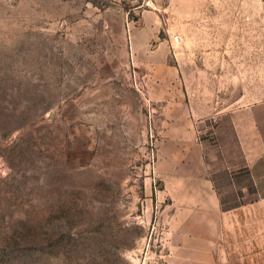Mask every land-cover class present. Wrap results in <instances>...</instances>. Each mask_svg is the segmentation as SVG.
Instances as JSON below:
<instances>
[{"label":"rangeland","instance_id":"374dc122","mask_svg":"<svg viewBox=\"0 0 264 264\" xmlns=\"http://www.w3.org/2000/svg\"><path fill=\"white\" fill-rule=\"evenodd\" d=\"M243 89L240 104L264 97V0H0V264H166L163 123L190 112L212 169L233 162L225 202L253 200L216 113ZM228 231L231 264L264 262L258 209Z\"/></svg>","mask_w":264,"mask_h":264},{"label":"crops","instance_id":"0c3cea01","mask_svg":"<svg viewBox=\"0 0 264 264\" xmlns=\"http://www.w3.org/2000/svg\"><path fill=\"white\" fill-rule=\"evenodd\" d=\"M181 14L182 18H196L204 16L205 13L200 10H186ZM193 29L196 30L197 27L190 23L179 28L184 34L190 33ZM218 47L211 43L199 45L198 42H188L185 45V49ZM184 60L186 63L189 62L187 58ZM180 65L186 66L182 59ZM227 88L229 90V86ZM247 96L248 93L243 89L237 100L235 97L230 99L231 107L216 113L225 112L227 115L230 113L232 124L237 125V128L234 127V135L232 134L233 139L235 137V150L242 153V159L240 158L237 164L247 168L248 182L239 189L236 188V193L245 196L255 195L257 198L253 200L243 202L240 201V196L238 198L240 202L237 204L225 202L224 193L219 186V175L216 174L224 169L229 180H235L236 173L232 171L231 164L233 162L226 160L230 164L227 165L226 162L224 168L221 164L220 169H212L215 165L206 152L204 140L198 139L195 130L197 127L190 112L185 113L184 117L179 116L175 122L165 120L167 122L163 123L166 125L163 127L164 136L167 138L163 144L169 148L160 154V159L167 166L166 192L168 191L167 194L171 198L172 209L176 211L164 220L179 227L173 241L176 244H173L170 253L164 257L167 260L166 264H231L227 235L230 226L236 224L237 211L258 209L260 215H264V97L240 104L246 101ZM236 102L244 110L241 116L237 115L239 109L232 108ZM211 113L214 112L208 107L197 116L203 121L212 115ZM241 120L243 122H240ZM256 254L259 257L264 255L262 251Z\"/></svg>","mask_w":264,"mask_h":264},{"label":"built area","instance_id":"2783aa9c","mask_svg":"<svg viewBox=\"0 0 264 264\" xmlns=\"http://www.w3.org/2000/svg\"><path fill=\"white\" fill-rule=\"evenodd\" d=\"M179 39H180V36H179V35H176V36H175V40H176V41H179Z\"/></svg>","mask_w":264,"mask_h":264}]
</instances>
